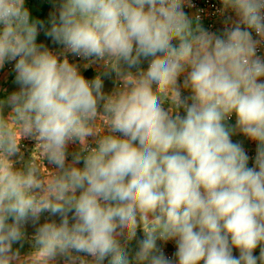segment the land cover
Masks as SVG:
<instances>
[{
    "label": "clouds",
    "instance_id": "obj_1",
    "mask_svg": "<svg viewBox=\"0 0 264 264\" xmlns=\"http://www.w3.org/2000/svg\"><path fill=\"white\" fill-rule=\"evenodd\" d=\"M222 3L239 19L217 36L193 27L183 11L191 0H63L48 28L31 20L25 0H0V68L15 61L20 85L6 101L10 117L0 116V264L19 259L13 244L44 211L61 222L41 225L35 243L66 264H133L118 237L133 239L138 226L145 238L134 264H264V58L256 55L264 0ZM38 31L72 54L105 60L122 88L105 95L99 76L86 80L38 45ZM149 57L146 71L121 72V61L131 69ZM185 72L191 103L178 87ZM101 101L108 135L95 123ZM233 113L235 128L226 124ZM237 129L258 142L254 167L231 140ZM89 136L99 138L84 167L75 166L79 153L66 164L68 143ZM24 138L58 169L47 180L33 161L14 169ZM158 239L175 240V261Z\"/></svg>",
    "mask_w": 264,
    "mask_h": 264
},
{
    "label": "rangeland",
    "instance_id": "obj_2",
    "mask_svg": "<svg viewBox=\"0 0 264 264\" xmlns=\"http://www.w3.org/2000/svg\"><path fill=\"white\" fill-rule=\"evenodd\" d=\"M63 0H51L49 6L50 7L45 9V14H43V19H45L44 24L45 27H50V24H48V19L51 18L53 14H55L58 17L59 14V8L62 4ZM52 5V6H51ZM48 25V27H47ZM39 36L36 38V43L38 45H43L46 47L51 53L56 55L58 57V60L63 61L65 58L68 60L70 64L75 65L79 68V72L81 75L87 80L91 78L90 80L95 79L97 76H99L103 80V89L105 95H110L117 91L119 88H122L123 81L121 77L117 76L119 79H117L116 84L114 87L112 86L111 89L108 91L107 83L104 82L105 80V72L106 70L113 69L110 67L109 64L105 60L102 61L103 63V71H95V70H88L85 71L82 68V65L84 63H76L74 61H71L69 59V54L66 53V48L63 44L57 43L55 40H53L51 37L47 36L44 31H39ZM174 46H178V41H173ZM151 57L148 59L141 60V63L137 67H133L131 69L126 68L122 72L127 73L131 71V73L136 74L139 70H147L149 67ZM99 61V60H97ZM14 64L15 61H6L4 66L0 68V116L7 119L10 117L12 113L11 106L6 103L7 98L14 92H18L20 90V85L16 82V72L14 70ZM121 66H127L122 61L120 62V68ZM111 68V69H110ZM115 71V70H114ZM87 72H91V76L88 75ZM116 72V71H115ZM117 75V72L115 73ZM187 75V72L182 74L178 79V87L181 92L182 99H187L185 95L191 96L190 90H187L183 87V81L185 79V76ZM87 77V78H86ZM89 80V81H90ZM262 82H264V78L261 79ZM188 103H191V99H187ZM165 109H168L170 107V102L165 100L164 105ZM183 109L179 110V114H183ZM104 114L103 110V101L100 102L98 107V118L96 120V126L101 129L100 135H108L109 129L107 125L104 123L102 119L99 117H102ZM226 124L229 127L235 128L236 125L229 124L226 122ZM9 127H12L11 124H9ZM114 135L121 136L120 133H113ZM99 138V136H89L85 138L84 144H81L79 140H74L73 142H69L67 145L66 153L69 152L68 148L72 151L79 152L81 158L85 157L87 155V147L90 145L91 149L97 147L96 140ZM231 140L233 143H239L242 147L244 146H253L256 141L248 138L243 133H241L238 129L232 134ZM76 152V153H77ZM74 155L72 154H66V164L72 163L71 157ZM10 160L13 163L14 169L20 170L24 169L29 161L36 162V166L38 169V174L41 179L47 180V178L52 174L56 173L58 169L55 165L49 163V161L46 158H43V154L40 151L39 145L37 144V141L32 138H24L20 142V152L12 157H10ZM78 168H83L84 163L83 161L80 162V165L77 166ZM69 216V223H73L72 220V212L68 213ZM11 222V221H9ZM46 222H55L56 224H59L61 222V217L59 215H52L49 211H44L40 214V219L37 223H33L30 219L27 223H25L22 227V230L25 233L24 239L19 242L13 244V250L18 251L19 253V259L14 260L12 264H66L67 258L61 255H57L54 260L49 259L45 255H43L38 249L40 248L39 245L35 243V235L37 233L38 228L43 225ZM73 255H78L81 257H84L86 260H90L91 257L87 256L85 253H73Z\"/></svg>",
    "mask_w": 264,
    "mask_h": 264
},
{
    "label": "built area",
    "instance_id": "obj_3",
    "mask_svg": "<svg viewBox=\"0 0 264 264\" xmlns=\"http://www.w3.org/2000/svg\"><path fill=\"white\" fill-rule=\"evenodd\" d=\"M34 0H25V7L30 9L31 4ZM192 7H189L187 4L184 5L183 11L188 15L190 19L193 21V27L196 24H200L204 30H206L210 34H215L217 36H222L226 28H230L234 25L235 22L238 21V17L235 12L231 9H225L222 3V0H191ZM198 18V19H197ZM241 27H244L243 25ZM252 37L254 40H261L260 37L256 35V33L252 32ZM66 53L69 54V59L76 63H87L88 61L96 60V58H83L81 56L72 54L66 49ZM256 55L264 58V40H261L259 43ZM109 64V63H107ZM78 72L80 71L77 67ZM80 73V72H79ZM81 74V73H80ZM264 77L260 78L261 79ZM229 124H236V115L232 114L231 118L226 121ZM258 142L256 141L253 146H244L242 147L247 156L248 167L255 166V157L257 154ZM91 146L87 147V150H90ZM259 248V247H258ZM203 264V261L200 262Z\"/></svg>",
    "mask_w": 264,
    "mask_h": 264
},
{
    "label": "crops",
    "instance_id": "obj_4",
    "mask_svg": "<svg viewBox=\"0 0 264 264\" xmlns=\"http://www.w3.org/2000/svg\"><path fill=\"white\" fill-rule=\"evenodd\" d=\"M50 1L51 0H34L32 2V4H31L30 9H29L31 20H37V21H43L44 22L45 19H43V14H45V11H46L45 9L50 8V7H46V6H49ZM49 21H50V18L47 21L48 24H49ZM47 27H48V25H47ZM39 34L40 33L38 31V35L37 36H39ZM97 60L98 59L92 60V61H88L87 63H84L82 65L83 70H85V71L95 70V71H99V72L103 71V66H102L103 65L102 61L103 60H99V61H97ZM185 97L187 99H189L190 96L189 95H185ZM180 115L181 116H184L185 115V112L183 114H180ZM233 125H236V124H233ZM68 150H69V152L66 153L67 156H68V154L74 155V154L79 153L77 151H72L69 148H68ZM71 159H72V163H73L74 156L71 157ZM81 161H83V158H81ZM72 163H68V164H72ZM78 165H80V163L76 164L75 166L77 167ZM77 194H79V190H78ZM144 238H145V233L143 231V227L142 226H138L137 227V229H136V235L131 240H125L122 237H118V239L120 240V243L122 244V246H124V248L127 251L129 260L130 261H133V264H134L135 253L138 251L139 242L142 239H144ZM157 247L160 250H162L163 254L167 258H169V259H171L173 261L176 260L175 253L177 251V246H176L175 240H169V241L165 242V241H162V240H159L158 239L157 240ZM259 251H260L259 248L255 249L254 252H253V255H255V256L258 257L259 256ZM232 254H233L234 257H239V250L233 247ZM109 259L110 258H107L106 257L105 260H104V262H103V264H108V260ZM91 260H92V258L89 261H91Z\"/></svg>",
    "mask_w": 264,
    "mask_h": 264
},
{
    "label": "trees",
    "instance_id": "obj_5",
    "mask_svg": "<svg viewBox=\"0 0 264 264\" xmlns=\"http://www.w3.org/2000/svg\"><path fill=\"white\" fill-rule=\"evenodd\" d=\"M144 58H142L141 60H143ZM125 67L126 68H128V66H121V72H122V70L124 71L125 70ZM111 69V68H110ZM88 73V75L89 76H91V72H87ZM116 72L113 70V69H111V70H106V72H105V80H104V82H106L107 84V88H108V91L111 89V87L113 86L114 87V85L116 84V82H117V79H119L117 76H119V75H116L115 74ZM125 73V72H124ZM120 77V76H119ZM87 78V77H86ZM91 78H89V79H87V80H90ZM91 81V80H90Z\"/></svg>",
    "mask_w": 264,
    "mask_h": 264
}]
</instances>
